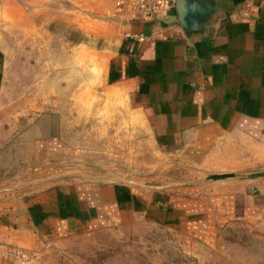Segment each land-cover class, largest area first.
<instances>
[{
  "label": "crops",
  "instance_id": "crops-1",
  "mask_svg": "<svg viewBox=\"0 0 264 264\" xmlns=\"http://www.w3.org/2000/svg\"><path fill=\"white\" fill-rule=\"evenodd\" d=\"M40 1L0 0V18L24 20L28 7L48 0ZM213 1L217 10L204 28L187 34L175 5L132 17L112 0L120 36L104 42L98 67L105 91L129 106L154 145L199 175L163 190L125 181H52L18 203V221L8 223L18 242L140 218L208 241L240 212L250 219L264 208V0ZM4 66L0 47V90Z\"/></svg>",
  "mask_w": 264,
  "mask_h": 264
},
{
  "label": "rangeland",
  "instance_id": "rangeland-1",
  "mask_svg": "<svg viewBox=\"0 0 264 264\" xmlns=\"http://www.w3.org/2000/svg\"><path fill=\"white\" fill-rule=\"evenodd\" d=\"M111 8L112 0H48L28 7L24 20L0 18V264H264V208L250 219L240 212L208 241L145 218L65 236L37 233L27 244L8 229L25 193L52 181L163 190L199 175L164 154L129 106L105 91L100 56L104 42L120 36Z\"/></svg>",
  "mask_w": 264,
  "mask_h": 264
},
{
  "label": "water",
  "instance_id": "water-1",
  "mask_svg": "<svg viewBox=\"0 0 264 264\" xmlns=\"http://www.w3.org/2000/svg\"><path fill=\"white\" fill-rule=\"evenodd\" d=\"M175 8L183 31L190 34L204 28L207 20L217 10V4L213 0H176ZM262 173L256 172L253 175ZM212 176L222 177L224 174Z\"/></svg>",
  "mask_w": 264,
  "mask_h": 264
},
{
  "label": "built area",
  "instance_id": "built-area-1",
  "mask_svg": "<svg viewBox=\"0 0 264 264\" xmlns=\"http://www.w3.org/2000/svg\"><path fill=\"white\" fill-rule=\"evenodd\" d=\"M176 0H114V7L122 13H129L132 17L150 18L166 9L174 6ZM136 40L145 37L142 33H132Z\"/></svg>",
  "mask_w": 264,
  "mask_h": 264
}]
</instances>
